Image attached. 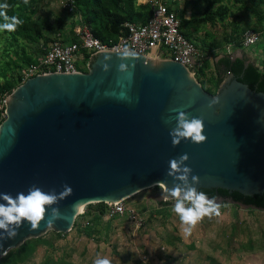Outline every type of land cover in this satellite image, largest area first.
Masks as SVG:
<instances>
[{"label": "water", "instance_id": "obj_1", "mask_svg": "<svg viewBox=\"0 0 264 264\" xmlns=\"http://www.w3.org/2000/svg\"><path fill=\"white\" fill-rule=\"evenodd\" d=\"M123 52L92 55L87 71L39 73L6 97V117L0 124V192L27 194L35 184L59 193L66 183L73 193L53 205L67 221L51 227L42 221L35 230L25 221L15 238L0 240V258L48 231L70 232L81 207L127 200L157 181L173 187L169 161L185 153L190 157L186 165L200 178L195 185L199 191L264 193V91L228 73L212 93L179 61L136 51L135 57L122 58ZM233 54L244 56L242 50ZM121 63L127 71H120ZM213 100L219 103L209 107ZM171 108L202 118L207 141L183 140L173 147L169 133L176 122L164 123L165 117L176 115ZM149 198L160 206L172 204L165 201L163 189ZM216 202L256 208L231 198Z\"/></svg>", "mask_w": 264, "mask_h": 264}, {"label": "rangeland", "instance_id": "obj_2", "mask_svg": "<svg viewBox=\"0 0 264 264\" xmlns=\"http://www.w3.org/2000/svg\"><path fill=\"white\" fill-rule=\"evenodd\" d=\"M62 1L34 0L31 5V10L35 11L34 19L56 26L60 20H65L72 27L79 24V20L76 21L63 8ZM191 4L190 0L178 2L176 10L179 14L185 12L186 17L190 14L200 16V13L193 14ZM206 5L207 2L201 1L197 10H204ZM248 20L255 19L248 16ZM230 29L228 24L208 23L201 30L199 38H193L199 45L203 42L201 39H207L212 44V48L206 47L208 50H205L210 61V75L216 73L215 62L222 54L216 57L215 52L238 51L225 41L226 32ZM64 31H67V27ZM7 45L5 36L0 31V66L9 61L10 55L16 58V62L24 57L23 53L16 57L11 52L13 50L10 51L11 48H8L9 51L3 49ZM32 46H27L29 53H32L34 45ZM263 48L264 44L258 43L248 47L246 51L253 59H258V55L261 54L262 57L264 53ZM211 50L213 51L210 52ZM38 61L39 56L36 63ZM79 67L82 71L88 69L87 63L83 61H79ZM200 80L205 84L203 77ZM203 86L214 92L212 87ZM2 107L0 104V109ZM161 191V188L152 187L136 195L138 202L134 205L131 199L126 201L141 214L146 210L143 213L146 218L144 226L136 227L128 215L95 219L92 210L86 217L79 216L76 227L66 235L59 236L51 230L41 236L42 242L37 245L28 264H94L97 258H107L111 264H264V210L245 208L232 202L221 203L219 217L205 216L192 234L185 236L173 205L160 206L156 198H149ZM88 220L89 224L85 226Z\"/></svg>", "mask_w": 264, "mask_h": 264}, {"label": "trees", "instance_id": "obj_3", "mask_svg": "<svg viewBox=\"0 0 264 264\" xmlns=\"http://www.w3.org/2000/svg\"><path fill=\"white\" fill-rule=\"evenodd\" d=\"M194 13H200V16L192 15L191 18L186 17V13H180L182 20V30L193 40L194 37L199 38L201 30L205 25L211 23L216 25L218 22L223 25H229L231 29L226 32L225 41L227 45H232L234 49L243 51V57H236L231 52L217 51L214 56L223 54L216 62V73H208L209 58L205 54L206 47L212 48V44L207 39H201L203 42L197 45L203 52V65L197 72L198 79L204 78L203 85L212 87L216 93L218 87L228 73H234L241 81L247 83L257 91H264V53L258 59H250L246 49L251 46L243 44V35L248 29L263 30L264 29V0H190ZM201 1L207 2L204 10L199 9ZM0 3H8L9 9L7 15L9 17L16 16L23 23L18 25L13 32L2 31L6 39L7 46L3 49L11 48V52L15 53L16 57L24 55L20 62H16V58L10 55L8 62H3L0 66V124L5 119V104L6 97L21 83L24 82L22 69L32 63H36L37 57L44 54L50 42L58 38H63L65 41H70L64 35L67 22L60 20L58 25H53L47 21L38 22L34 19L32 11V3L34 0H0ZM77 9L74 13H69L72 17L80 16L81 22L88 25L95 36L104 41L109 39H117L123 34V24L126 21L145 22L152 15V9L149 5L138 4V0H76ZM239 11L243 13H238ZM248 16H252L255 20H248ZM5 21L0 17V24ZM74 34V30H71ZM51 33L55 35H51ZM207 34V32H206ZM74 36V35H73ZM74 41L77 40L73 37ZM264 44V43H263ZM34 45L32 53L28 52L27 46ZM253 46V45H252ZM7 47V48H6ZM214 48V47H213ZM216 48V47H215ZM9 51V49H8ZM211 50L210 52H212ZM264 51V48H263ZM15 58V59H13ZM250 59V64L245 67L246 61ZM83 63L85 57H82ZM15 63V65H14ZM79 64V62H78ZM11 65H14L13 67ZM21 68V69H20ZM207 70V71H206ZM201 81V80H200ZM159 188V186H155ZM208 197L216 198L217 195H224L231 198L238 204H244L264 210V193L253 196L243 195L238 191L229 193L221 188L201 189ZM162 204H168L163 202ZM86 214L83 217L91 214L93 210L94 218L104 216L106 212V203L89 204ZM77 221L75 223V227ZM57 233L59 236H64V233ZM34 241V243H32ZM42 242V237L32 238L17 248L10 250L5 256L0 259V264H28L31 255L37 248V245ZM32 243V244H31Z\"/></svg>", "mask_w": 264, "mask_h": 264}, {"label": "built area", "instance_id": "obj_4", "mask_svg": "<svg viewBox=\"0 0 264 264\" xmlns=\"http://www.w3.org/2000/svg\"><path fill=\"white\" fill-rule=\"evenodd\" d=\"M185 0H138V4L149 5L152 15L145 22L126 21L123 24V34L117 39L107 41L95 36L92 29L81 22L76 16L77 40L65 41L63 38L50 42L46 52L39 56L38 63H32L23 68L21 73L24 81L39 73L48 72H79L82 71L78 62L102 51H125V49L143 53L150 57L171 58L185 64L197 77V72L203 65L204 54L197 43L190 39L182 30V20L176 10V4ZM63 8L68 13L77 9L76 0H63ZM264 43V29H248L243 35V44L252 46ZM198 78V77H197ZM6 99L4 100L5 104ZM122 200L109 203L104 216L117 217L128 215L130 220L140 228L146 219L136 207H131ZM174 205L175 201L169 199ZM87 207V206H86ZM86 207L78 215L86 214ZM77 217V218H78ZM89 224V220L86 221Z\"/></svg>", "mask_w": 264, "mask_h": 264}, {"label": "clouds", "instance_id": "obj_5", "mask_svg": "<svg viewBox=\"0 0 264 264\" xmlns=\"http://www.w3.org/2000/svg\"><path fill=\"white\" fill-rule=\"evenodd\" d=\"M27 3V0H25ZM8 3H0V17L5 21L0 24V31L13 32L17 26L23 22L16 16L9 17L7 10ZM134 51L125 49L122 58L135 57ZM120 71H127L125 63L120 64ZM109 68L108 64H103L104 71ZM123 95V94H122ZM219 103L218 100L210 102L209 107ZM169 112L176 113L175 116L164 118V123L169 124L175 120V127L170 130L172 145L176 147L183 140H190L194 144H203L207 141L204 120L200 117L190 116L188 112L179 108H171ZM9 131H12L9 128ZM190 157L187 153L169 161L167 175L174 180L173 187L169 188L165 182L157 181L155 185L163 189L165 201L172 199L174 212L179 216L182 224V232L185 236H190L198 224L205 216L219 217L221 215V205L216 202V198H209L208 195L199 191L195 185L200 183L199 176L192 175V168L186 165ZM73 189L70 185L64 184L63 190L59 193L55 189L45 192L41 187L33 184L29 187L27 194L19 192L15 196L10 193L0 192V240L13 239L17 235V230L26 221L31 230L41 226L42 221H46L48 227L58 220L67 221L69 217L60 211L58 205L61 200L72 195ZM46 206H48L46 208ZM49 208L51 209L49 214ZM76 208V205H73ZM47 213V215H46ZM94 264H111L107 258H97Z\"/></svg>", "mask_w": 264, "mask_h": 264}, {"label": "crops", "instance_id": "obj_6", "mask_svg": "<svg viewBox=\"0 0 264 264\" xmlns=\"http://www.w3.org/2000/svg\"><path fill=\"white\" fill-rule=\"evenodd\" d=\"M191 15H192V14H190L188 18H191V17H192ZM66 27H67V31L64 32V35H65L66 38H69V40H72L73 37H77V33H76V32H77V25L74 26V27H72V26L69 25V23H67ZM72 29L74 30V34H72V32H71ZM73 35H74V36H73ZM237 50L239 51L240 49H237ZM247 55L250 56V54H248V53H247ZM250 59L253 60L251 56H250ZM138 194H140V193H138ZM138 194H136V195H138ZM136 195H134L133 197L129 198V199H131V202L133 203V205H134V203H137V202H138V201H136V199H138V197L135 198ZM134 198H135V199H134ZM227 203H228V202H227ZM230 203H231V202H230ZM133 205H130V206L133 207ZM171 205H172V204H171ZM144 212H146V210L143 211V213H144ZM140 213H141V212H140ZM143 213H142V215H143ZM144 216H145V215H144ZM145 219H146V218H145ZM86 225H87V224H85V226H86Z\"/></svg>", "mask_w": 264, "mask_h": 264}, {"label": "flooded vegetation", "instance_id": "obj_7", "mask_svg": "<svg viewBox=\"0 0 264 264\" xmlns=\"http://www.w3.org/2000/svg\"><path fill=\"white\" fill-rule=\"evenodd\" d=\"M218 197H217V199H219V198H222V199H230V198H227V197H225L224 195H217Z\"/></svg>", "mask_w": 264, "mask_h": 264}, {"label": "bare ground", "instance_id": "obj_8", "mask_svg": "<svg viewBox=\"0 0 264 264\" xmlns=\"http://www.w3.org/2000/svg\"><path fill=\"white\" fill-rule=\"evenodd\" d=\"M83 209H84V207H81V208H80V210H83ZM81 212H82V211H81Z\"/></svg>", "mask_w": 264, "mask_h": 264}]
</instances>
